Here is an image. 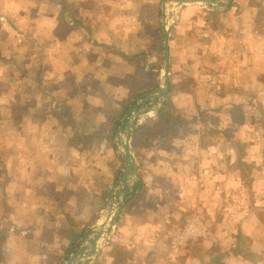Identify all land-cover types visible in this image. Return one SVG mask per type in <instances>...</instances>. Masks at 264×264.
<instances>
[{"label": "crops", "instance_id": "1", "mask_svg": "<svg viewBox=\"0 0 264 264\" xmlns=\"http://www.w3.org/2000/svg\"><path fill=\"white\" fill-rule=\"evenodd\" d=\"M165 25L169 100L139 108L138 178L80 264H264V0H0V264H66L99 229Z\"/></svg>", "mask_w": 264, "mask_h": 264}, {"label": "water", "instance_id": "2", "mask_svg": "<svg viewBox=\"0 0 264 264\" xmlns=\"http://www.w3.org/2000/svg\"><path fill=\"white\" fill-rule=\"evenodd\" d=\"M180 6L187 4H209L219 7H228L233 0H174ZM164 65H163V86L155 91L150 92L139 100L138 105L133 109L128 118V124L122 138L121 146L124 151V163L125 171L123 177L119 181V186L113 188L118 192V198L114 203H108V208L106 209V214L103 217L104 221L100 225L99 229L95 234L88 240V245L85 246L77 254H73L69 257L66 264H80L82 261L91 258L96 255L100 249V246L103 244L104 236L109 233V231L116 225L117 220L123 210V206L126 204V200L120 199V196L124 194L125 189L128 187L130 182H134L138 178V165L136 156L132 147V137L137 127V122L141 116L145 115L148 110H156L148 108L144 111L139 110V108L146 104L147 102L157 101L161 108H164L165 104L169 100L170 95V51H169V36L170 32L167 26H164ZM158 112V110H157ZM156 112V113H157Z\"/></svg>", "mask_w": 264, "mask_h": 264}, {"label": "trees", "instance_id": "3", "mask_svg": "<svg viewBox=\"0 0 264 264\" xmlns=\"http://www.w3.org/2000/svg\"><path fill=\"white\" fill-rule=\"evenodd\" d=\"M173 116V108L168 107L166 111L162 112L156 121H148L139 128H137L134 135V145L140 144L150 145V140L153 138L161 139L164 136L171 134V123L169 120Z\"/></svg>", "mask_w": 264, "mask_h": 264}, {"label": "rangeland", "instance_id": "4", "mask_svg": "<svg viewBox=\"0 0 264 264\" xmlns=\"http://www.w3.org/2000/svg\"><path fill=\"white\" fill-rule=\"evenodd\" d=\"M118 186H119V185H118ZM118 186H116V187H118ZM131 190H132L131 188L127 187V188H126V191H125V193H124V195L122 196V198H123V199H126V197H128L129 195H131V193H132ZM92 236H93V235H92ZM85 245L87 246L88 244L86 243Z\"/></svg>", "mask_w": 264, "mask_h": 264}, {"label": "bare ground", "instance_id": "5", "mask_svg": "<svg viewBox=\"0 0 264 264\" xmlns=\"http://www.w3.org/2000/svg\"><path fill=\"white\" fill-rule=\"evenodd\" d=\"M119 144V143H118Z\"/></svg>", "mask_w": 264, "mask_h": 264}]
</instances>
